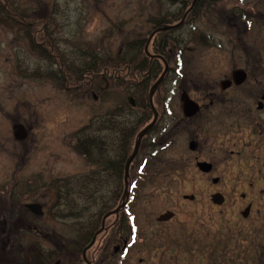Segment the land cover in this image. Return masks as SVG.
<instances>
[{
    "label": "flooded vegetation",
    "instance_id": "af4514ba",
    "mask_svg": "<svg viewBox=\"0 0 264 264\" xmlns=\"http://www.w3.org/2000/svg\"><path fill=\"white\" fill-rule=\"evenodd\" d=\"M20 1L0 0V50L5 48L11 51L12 56L13 49L21 50V54L27 49L34 56L47 58L55 67L51 77L58 79L62 88L64 71L56 48L59 36L54 11L49 6L41 11L25 8ZM141 1L154 11L139 14L145 7L134 4V0L132 14L119 17L114 22L119 27L116 32V39L120 41L117 56L125 73L124 88L134 95L126 97L124 113L107 111L106 115L92 120L90 134L83 131L75 134L77 152L95 169L65 178V184L58 179L51 182L55 194L51 210L61 209V202L65 201L69 203V213L77 217L81 212L90 211L86 208L91 202L100 204L99 212L88 215L90 219L99 217V223H90L87 234H83L90 241L94 239L85 251L87 254L92 248L90 258L85 260L86 255L83 257L84 246L81 251L84 261L74 264H179L187 257L176 258L173 254L176 244L191 239L197 250V240L201 239V232L195 226L189 227V220L193 218L190 208L198 206L212 207L217 212L216 232L208 235L209 241H215L213 245L209 242L211 255L224 254L226 248V253H231L228 252L230 250L235 253L236 235L243 237L242 233L245 235L249 227L256 226L251 225L259 212L253 192H264V87L250 85V89H241L248 78L247 68L243 70L247 77L239 85L231 83L228 88L221 87V80L231 78V70L230 77L218 81L219 88L205 92L195 90L199 93L190 94L181 74L189 54L188 42L183 35L188 31L199 36L204 34L198 25L202 13L201 0ZM232 2V9L241 8L236 22L242 26H246L251 18L250 11L256 15L260 12L259 5L251 0ZM216 5L214 2L212 8ZM228 19L232 18L226 15L227 24ZM229 40L234 43V36L230 35ZM130 54L134 56L127 57ZM16 63L12 62L11 67ZM131 69L136 72L135 78L128 76ZM89 72L91 74L83 83L88 82L90 88H87L92 89L96 74ZM161 73V83L149 98L150 87ZM30 76V73L23 75L26 79H33ZM39 78H42L40 73L35 79ZM171 79L177 83L176 90L173 93L162 92V86ZM65 84L71 90L80 86L68 80ZM144 86L148 88L145 96ZM93 97L95 102L102 101L96 95ZM0 106V123L10 125L13 131L15 125L21 124L27 134L30 132L29 125L12 120L11 114ZM146 127L148 129L141 137L136 153L127 164L138 135ZM245 127L251 139L252 136L255 138L250 157L243 150H230V145L234 148L245 141ZM1 140L0 150H3ZM25 140L17 142L25 143ZM231 161L236 164L230 165ZM1 178L0 264H15L10 194L4 190L7 187L5 175ZM185 178L191 181L202 179L203 183L192 192L177 197L161 191L167 188V182ZM158 183L164 184L154 185ZM145 185L151 188L150 192H144ZM155 190L157 194L163 193L171 198L168 201L171 206L166 204L161 209L140 210V203L153 202ZM33 204L23 203L16 212L22 214L21 209L24 208L32 215L45 216L42 205L35 204L38 213L28 207ZM223 209L228 211L221 213ZM165 214H168L166 219H158ZM22 218L15 224L19 225L17 227L25 226L26 221ZM78 219L86 220L83 217ZM223 219L226 221L220 224ZM234 229L237 231L232 236ZM79 244L81 242L76 243L77 248Z\"/></svg>",
    "mask_w": 264,
    "mask_h": 264
},
{
    "label": "rangeland",
    "instance_id": "374dc122",
    "mask_svg": "<svg viewBox=\"0 0 264 264\" xmlns=\"http://www.w3.org/2000/svg\"><path fill=\"white\" fill-rule=\"evenodd\" d=\"M133 1L21 0L19 2L22 6H26L25 8L32 10L34 8L41 11L48 6L53 9L59 36V45H56V48L62 59L63 70L67 73L72 68L78 70L86 67L92 70L91 66L98 64L96 66L100 68V72L105 69L109 73L115 72L116 77L113 79L120 78V80L115 82L109 79L94 92L87 87L73 90L66 86L60 88L58 79L51 77L55 73V67L47 58L34 56L28 53L27 49L22 50V54L21 50L19 52L13 49L12 56L11 51L5 48L0 50V104L4 106V111L11 114L12 120H19L31 127L25 137V143H19L20 141L17 142L13 138V128L0 123V138L4 143L3 150H0V181L1 175H5L4 183L7 187L4 190L7 189L11 197L15 264L69 263L76 256L71 254L72 249H76V243L84 239L83 234H87L90 223H99V217L96 218L97 220L88 217L90 213L93 215L94 211L99 212L98 201L91 202L86 208L90 211L81 212V216L77 217L69 213V203L65 201L61 202L63 204L61 209L51 210L55 198L51 182L58 179L65 184L63 181L65 178L80 176L83 171L95 169L85 162L80 152H77L75 134L79 131L90 134L92 120L106 115L107 111L124 113L126 97L134 95L124 88L125 73L122 62L117 56L120 41L116 39L118 37L116 32L119 27L114 23L119 17L132 14ZM251 1L259 5L260 12L256 15L255 12L250 11L251 18L247 20L246 26L239 24V21L236 22L237 14H241V8L238 6L232 9L234 5L232 0L199 2L202 13L198 25L199 30H204V34L199 36L200 34H190L188 31L183 35L188 42L189 54L186 56V66L181 74L186 79L190 94L199 93L195 90L205 92L210 88L217 89L220 87L218 81L230 77L231 70L247 68L248 78L241 89H250V85L255 88L264 87V0ZM214 2H217V5L212 8ZM134 4L145 7L144 12L139 14H147V10L154 11L141 0H136ZM226 15L232 18L228 19L229 24L225 20ZM230 35L234 36V43L229 40ZM11 39H13L12 35ZM17 55L19 59L16 63ZM141 55L144 53L141 52ZM109 56L112 61L120 62L112 65ZM101 61L104 63L100 64ZM12 62L16 63L13 67H11ZM133 71L131 69L127 72L130 78H135ZM28 73L33 79L23 77ZM39 73L42 78L37 80L35 78H38ZM81 79L82 81L78 82L80 86L85 84L83 81L87 76L82 75ZM176 84L173 79L168 80L161 91L173 93ZM93 95L98 96L97 98L102 101L95 102ZM29 112L34 113L29 114ZM243 136L245 141H241L234 148L230 145V150H243L250 157L255 138L252 136L251 139L247 127ZM235 164L234 161L230 163L232 166ZM202 183V179L196 178L191 181L185 178L182 181L167 182L165 187L168 189L161 191L164 193L168 191L169 196L177 197L201 187ZM1 187L0 182V191L3 190ZM144 188V192H150L151 188L148 185ZM156 192L158 191H153L155 195L151 204L145 201L140 203V210L161 209L166 204L171 206L168 202L171 198ZM253 194H256L255 200L259 212L251 225L256 226L249 227L245 235L242 233L243 237L236 235L235 253L232 250L228 251L231 253H226V248L224 254H209V242L213 245L215 241L213 243L212 240L209 241L208 235L216 232L217 212L207 206L190 208L193 218L189 220L191 225H188L195 226L196 230L201 232V239L197 240V250L196 243L191 239L176 244L173 250L176 258L187 257L179 264H264V192L255 190ZM23 203L42 205L45 216L32 215L24 208L21 209L22 214H19L16 211ZM227 211L223 209L221 213ZM21 216L23 221H26L22 228L15 225ZM224 216L226 217L225 214ZM78 217L86 220H79ZM225 221L221 220L220 224ZM236 231L237 229H234L232 236ZM204 232L206 233L203 235ZM81 253L75 257L78 263L84 261ZM89 255L87 252L85 260L87 257L90 258Z\"/></svg>",
    "mask_w": 264,
    "mask_h": 264
},
{
    "label": "trees",
    "instance_id": "16d2710c",
    "mask_svg": "<svg viewBox=\"0 0 264 264\" xmlns=\"http://www.w3.org/2000/svg\"><path fill=\"white\" fill-rule=\"evenodd\" d=\"M134 55L133 54H130V55H127V57H133ZM110 58H108L110 61H111V64L112 65H116V63H118V62H120V61H116V62H114V61H112L113 59L111 58V56H109ZM119 58V57H118ZM106 62V61H105ZM104 63V61L102 62H100V64H103ZM96 65H98V64H95V65H93V66H91V68H92V70H94L95 69V71L93 72L92 70V72L93 73H95L96 74V81H95V84H94V87L92 88L93 90H95V89H99L103 84H105L109 79H111V80H113V81H117V80H120V78H118V79H116V80H114L113 78L114 77H116V76H114L115 75V72H111V73H109L108 71H107V69H105L104 70V72L102 73V72H100V68H98V66H96ZM89 69L90 68H88V69H86V67L85 68H78V70H76V69H70L71 71H69L68 73L65 71V70H63L64 71V75H63V81H64V84H63V86H66V84H65V81L66 80H68L71 84L73 83V84H76V83H78L79 81H82V79H84V78H82L81 79V76L82 75H85V76H88V75H90L91 73L89 72ZM116 71V70H115ZM133 73H136L135 71H133ZM65 74H67L68 76L66 77V75ZM77 80V81H76ZM84 87H89L90 88V84L87 82V83H85V84H83V85H81V86H79V87H77L78 89L79 88H81V89H84ZM144 88V96L147 94V90H148V88L147 87H143ZM92 89H90V90H92ZM89 92V91H88ZM11 198V197H10ZM10 205H11V203H10ZM16 210V209H15ZM11 212H12V205H11ZM82 239V238H81ZM81 241V244H79V246H78V248L76 247V249H72V253H75L76 254V256L75 257H77V256H79L80 254V252L82 251V249H83V247L84 246H86L87 247V244L90 242V239L89 238H85L84 237V239L83 240H80ZM84 245V246H83ZM88 253L89 254H91L92 253V248H91V250H88ZM79 254V255H78ZM87 255V254H86ZM75 257H73L70 261H69V263H65V264H74V263H76V258ZM81 262V261H80ZM62 264V263H61Z\"/></svg>",
    "mask_w": 264,
    "mask_h": 264
},
{
    "label": "water",
    "instance_id": "95a60500",
    "mask_svg": "<svg viewBox=\"0 0 264 264\" xmlns=\"http://www.w3.org/2000/svg\"><path fill=\"white\" fill-rule=\"evenodd\" d=\"M231 78L230 79H225V80H221L220 81V85L222 88H228V86L233 82L236 85H239V83L243 82L246 79V72H244L241 69L238 70H233L231 72ZM163 76L161 74V77L159 79H157L150 87V92H149V98H151L152 94L154 93V91L157 89L156 87L161 83ZM149 127V126H148ZM148 127L144 128L141 130L140 134L138 135L136 141H135V147L133 152L131 153V157L129 158V160L127 161V164L129 163V161L131 160V158L134 156V154L136 153L138 146H139V141L141 139V137L145 134V132L147 131ZM13 135L14 138H16L17 140H24L26 139V135H27V131L25 129V127H23L21 124L19 125H15L14 126V131H13ZM127 168V167H126ZM28 207L33 210V212L38 213V209L37 206L35 204L33 205H28ZM168 217V214L165 215H161L158 219H166ZM104 218V217H103ZM94 239H92L90 241V243L87 245V247L83 250V257L85 254V251L91 247V244L93 243ZM85 258V257H84Z\"/></svg>",
    "mask_w": 264,
    "mask_h": 264
}]
</instances>
